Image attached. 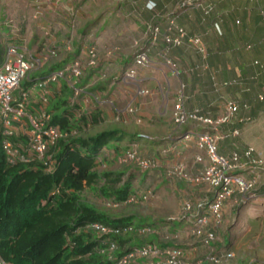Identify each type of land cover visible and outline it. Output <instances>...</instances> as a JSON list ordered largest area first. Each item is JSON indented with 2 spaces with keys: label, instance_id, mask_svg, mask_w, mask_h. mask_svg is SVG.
I'll return each mask as SVG.
<instances>
[{
  "label": "crops",
  "instance_id": "0c3cea01",
  "mask_svg": "<svg viewBox=\"0 0 264 264\" xmlns=\"http://www.w3.org/2000/svg\"><path fill=\"white\" fill-rule=\"evenodd\" d=\"M120 1L121 2L116 5L117 11L115 14L110 16L77 15L75 17L77 20V29L75 31L68 29L65 23L62 22L63 20L69 22L66 17H61L58 15L59 19L53 16L54 18L48 20V26L54 30L53 32H56L60 28H63L62 30H64L56 37L52 36V34L50 35L56 54L48 59L51 60L56 58L57 62H55L53 65H50V63V66L40 70L42 65L47 63V61L44 62L39 70H35V72H33L34 74L31 79L34 80L37 77L43 76V73L47 74L51 72L50 70L55 66L56 68L53 70L59 69L74 59L84 60L85 57L83 51L84 47L86 46H97V49H99V47L101 48L102 46L104 49L110 46L115 48L112 50L113 55H111V52L110 54L108 52L107 55L101 57L97 68L86 69L85 74L76 84L78 88L79 86L84 87L79 88L81 93L78 95V98H75L76 111L74 117L87 116L89 113L94 116H103L102 120L104 121L100 122V120L97 124L93 125V128H96L89 130V134H94L96 129H102L101 131H103L118 128L126 133H135L140 135V137L141 135L142 137H145L144 139L140 138L135 141V144L137 145L138 151L140 150L143 157H154L157 159V166L150 171H140L135 169H133L134 171H126L128 166L122 167V165L119 166L115 163L116 161L114 158L118 156L117 154L124 151L130 145L126 138H123V140L119 142H115V144L111 143L108 145L106 150L109 151L101 154L100 158H98L102 160L104 159L111 173H114L115 175L120 174L122 180H125L128 176H132L133 181L139 188L137 193L139 197L146 194L150 189L153 190V194L150 198H148V200L139 201L137 204L140 205L134 206L133 209H135L136 212H139V214L142 215L144 219L148 218L153 221L152 224H154V227H156L154 229H157L155 230V233L157 231V236L154 235L155 237H153L154 242H157L160 246L165 244H176V246L182 247L188 260L203 259L206 253V248L198 239L192 236L188 223H179L175 224L174 226H169V228H162L161 221L171 217L172 215H178L183 201H197L209 197L214 190L208 185L191 187L181 182H177L176 180L171 179L172 181H170L164 178L163 172L166 167L169 166L170 162L177 160L183 162L190 173H196L199 169L207 164L206 159L203 160V163L195 161V157L197 155H202L204 157L205 153L203 150L196 148L194 143H191L187 146L177 143L178 139L183 134H185V132L192 129L196 131H203L206 127L195 122H188L184 126L175 125L172 120V115L177 96H179L181 93L183 96L184 108L186 112L198 111L202 115H209L206 111V108L211 106H209V101H207L208 98H205V93H203V90L205 89L203 84L205 87L206 85L205 81L200 79V76L207 75L210 77L207 74V69H209L210 66H213L210 65L209 62H212L211 58L215 57V54H208L207 59L210 61L207 63L202 61L201 57V60L198 63L199 67L194 65V60L188 63V58L192 59L193 52L196 51L195 48L191 46L190 42H188L186 39L184 40V42L187 41V44L190 47L184 45L189 49L186 50L185 48L182 51L175 47L167 48L163 43L162 37L165 36L169 30V28H167L169 24L168 16L171 13V11L165 12L168 7L167 4L162 3L161 5V3H157L156 8L151 11L150 9L152 8L153 4H146L148 0H142L141 2L138 1L137 5H135L136 3L134 4L130 1ZM101 16L106 19H116L117 22L119 21V26H123L122 33L119 34V31H117L118 35L112 39H109L110 42L100 38V34H104V31H99V38L95 36L90 39L89 36L83 37L87 26L90 25V21L100 19ZM177 16L178 15H175V18ZM180 16L183 17L186 15ZM178 21L181 25H183V21L180 18ZM108 26L111 27L112 24H108ZM150 27H157L159 30L156 37H152ZM199 31L200 32L198 33H194L193 31L190 33L186 31L187 38L191 37L192 35L200 37L201 41L203 40L202 43L204 45L208 44V46H205L208 47V52L209 47L212 48L211 41L215 42V36L211 38V34L213 33L208 30L206 31L203 24H199ZM189 33L192 35H189ZM67 37L71 38V41H68L69 43L64 41V39ZM85 42L89 43L85 44ZM65 43H68L69 46H65ZM213 46L218 48L217 45L213 44ZM46 48L47 47H45V50ZM138 50H144L148 52L150 65L152 67L154 66V68H156L158 71L155 72L153 77L154 81L149 80L146 82V85L150 90L149 94L146 96L137 95L138 97L136 98L135 105L131 104L132 107L135 106L134 108L136 109V112L128 114L124 112L123 109H125L124 106L126 104L130 105L129 92L132 90L129 88L130 84H123L119 81L114 82L113 80L115 77L121 75L126 69L130 67H135L136 73L140 71L138 75L146 73V70L144 71L143 69L145 66L136 67L133 64V55ZM165 58L173 59L172 62L176 64L175 67H171ZM175 58L179 60H175ZM205 64L208 66L204 67ZM150 65L146 67H149ZM191 65L194 66L191 68ZM189 70L192 71V75L188 73ZM31 79L27 81L29 84L26 85V87H22V84H24L25 81L21 84V87L23 89H27L29 93L28 112L36 115L37 109H39L37 104L38 94L37 91L32 87ZM210 81L214 83L215 79H210ZM212 87L215 89L219 88L220 86H216L215 84V86L213 85ZM51 91V103H55L58 99H60V97L61 100H65L66 95H73L70 87H68L64 81H62L60 85L52 86ZM96 95L102 99L101 101H96L97 104L89 100L90 96L91 99H97ZM193 97L195 101H193ZM81 98H84V100H81ZM71 100L72 99H70V101ZM87 100H89V103ZM164 105L167 106L165 107ZM117 108L123 111L119 112L120 110L118 111ZM63 110H59L55 113L59 114ZM241 111L244 112L242 107L239 109L236 115L241 116ZM249 112L250 114L252 113L251 110ZM118 113L124 114V117H119ZM209 113L213 114V111H210ZM138 121L140 122L138 123ZM198 126L199 128H197ZM236 127L239 128L238 125L232 123V125L230 124L222 126L219 130L221 132L224 131V133H229L233 128ZM88 132L86 134H88ZM143 133H147L149 136L144 135ZM169 136H171L172 140L170 138L168 140L165 139ZM237 140L238 139L233 137H226L223 141L218 143V153L221 155H227L230 153V151H240L242 148L237 146ZM174 145H177L178 148V151L176 152H173L174 149L172 146ZM112 149L114 151H112ZM162 149H170L172 153L169 152L167 154H163ZM245 177L248 178L247 174ZM238 197L239 194L234 193L229 199L225 201L223 207V221L221 225H218L217 227H208L209 231H213V233H215V241H221L225 243V245L229 244L228 242H230V220L231 216L234 215V209L239 207V204L236 203V199ZM260 201L264 205V199H260ZM128 205L129 206L124 207V213H130L133 204ZM126 215L128 214H123L118 217H123ZM165 232L173 234H178L177 232H179L178 240L176 238H172L170 242H168V239L163 240L167 238L164 236ZM140 240L141 241L138 242V245L143 242L145 238L142 237ZM220 244L222 245V243ZM231 251L234 253V258L214 264H249L245 263V261L240 256L235 255L233 250ZM203 264L213 263L205 261Z\"/></svg>",
  "mask_w": 264,
  "mask_h": 264
},
{
  "label": "built area",
  "instance_id": "2783aa9c",
  "mask_svg": "<svg viewBox=\"0 0 264 264\" xmlns=\"http://www.w3.org/2000/svg\"><path fill=\"white\" fill-rule=\"evenodd\" d=\"M130 1V0H127ZM191 1V0H190ZM199 6V5H198ZM171 27L177 30L175 36L169 33L162 37L163 43L167 48L179 46L187 38V33L183 28L175 26L171 21ZM169 28V30L171 29ZM168 30V31H169ZM152 37H156L159 30L157 27H150ZM196 52L202 57V61L207 60V48L198 36H191L187 40ZM85 59H76L62 68L55 69L36 79H31V74L37 70L48 58L53 57L55 49L47 47L45 54L41 56H33L26 49H21L14 44H8L3 54L0 65V134L1 148L4 152L7 164L15 165L19 162L29 163L35 161L40 163L44 172L50 173L54 171L53 157L58 141L68 136H76V130L69 132L63 130L58 125L51 124V115L47 111L52 95L51 88L54 85H60L62 81L73 91L74 96H78L81 92L77 87V82L83 77L86 69H95L98 67L100 57L94 46L84 47ZM167 63L171 67H175L172 60L167 59ZM150 60L148 52L138 50L133 56V64L136 67L147 66ZM207 67V64L204 67ZM135 67H130L125 72L116 77L115 80L123 84H135L138 86ZM32 80V87L38 91L37 114L28 112L29 93L27 89L21 87L23 81ZM115 82V81H114ZM143 88V87H142ZM140 86L137 87V95L146 96L149 94L148 89ZM260 101L264 100V90L257 96ZM93 100L97 101L96 98ZM98 102V101H97ZM244 111L250 110V105L244 103L239 104L232 99L223 101V113L216 119H212L200 112H186L184 108L182 93L177 96L173 108L172 120L175 125L182 126L188 122L200 123L206 128L215 127V131H196L189 130L185 132L177 141L180 145L187 146L194 143L196 148L204 151V156L197 155L195 161L203 163L207 160V164L199 169L196 173L186 171L182 163L169 167L164 172L166 179L186 180L190 184L200 185L207 184L211 187L213 197L211 200L200 199L195 202L185 201L182 205V217L191 223L190 233L198 239L206 248L204 259L209 263L220 262L214 249L210 244L216 240L213 231H209L208 227L220 226L223 221V207L227 199L234 193H238L236 199L237 204H243L246 200L251 199L254 195L251 191L255 188L258 174L255 168L264 167V153H257L255 149L247 145L241 151H232L228 155L218 153V143L228 136L238 137L240 131L233 128L228 134L217 129V127L229 125L233 123V119L240 108ZM124 112L132 114L135 109L129 105ZM25 137L22 141L15 142L14 137ZM173 152L178 151L177 145L172 146ZM137 145L131 144L122 152L121 161L135 160L141 171H149L154 169L155 161L152 159H142L137 154ZM171 152L169 149H162L163 154ZM239 171V172H238ZM246 172L250 178L242 175ZM189 185V184H188ZM152 191H148L142 196L145 200L151 196ZM136 198L131 196L126 202H136ZM90 228L97 237L102 239V243L107 244L105 248L106 256L112 259L115 264H202L204 261L188 260L182 247H161L156 243H147L137 247L130 253L124 254L120 258H116L118 250L117 243L111 238L115 235H122L123 231H130L131 228L114 229L105 226L102 223H94ZM142 234L143 231H140ZM220 260L234 258V253L228 251L224 255L221 254Z\"/></svg>",
  "mask_w": 264,
  "mask_h": 264
},
{
  "label": "rangeland",
  "instance_id": "374dc122",
  "mask_svg": "<svg viewBox=\"0 0 264 264\" xmlns=\"http://www.w3.org/2000/svg\"><path fill=\"white\" fill-rule=\"evenodd\" d=\"M119 2L121 1L0 0V42L4 47H6L8 44H14L21 49H26L33 56L39 57L45 54V47H53L54 44L51 41L50 35L52 34V36L56 37L60 32L64 31L62 30L63 28H60L56 32H53L54 30L50 26H48V20L54 17L59 19L58 15H60L61 17H66L69 22H66L65 20H63L62 22L65 23L68 29L75 31L77 29V20L75 19L77 15H105V17L106 15L110 16L112 14H115V12L117 11L116 5L119 4ZM165 4L168 5L165 12L171 11L174 12L175 15H188L189 21L194 23L193 29L188 27V25L190 24L185 26L189 29L188 31H193L194 33L200 32L199 25L198 23H196L199 18L195 15H202L201 9H204V7H208L207 11H210V14H206L209 15L208 18L213 19L216 15H226V17H232L233 19H242V24L235 25V27H232V29H227L225 35L220 37L212 27L209 29L206 27V22H202L206 31L208 30L213 33L211 34V38L215 36V42L211 41L212 48L209 47L208 50V54H215V57L211 58L212 62H209L210 60L208 61V59L205 60V63L209 62L210 65H213L212 67L210 66L209 69H207V74L210 76L209 78L212 80H214L215 78L223 79L231 77L233 79L234 77H240L239 79H243L241 80L242 83L239 84L240 86L232 87L230 90L222 89L218 92L214 91L212 87H208V83H205L207 88L203 84V87L205 88L203 90V93H206L205 98H208V104L209 106H211L206 108V111L207 109L208 111H210L209 109L213 111V119H216L223 113L224 99L234 98L237 101L248 100L250 102L249 105L252 113L249 115L250 110L244 112L241 111V116L236 115L232 121L233 124L239 126L240 135L238 137H235L236 139H238L237 146L239 148H243L247 145H250L255 149L257 153H264V104L259 105V103H256V101L253 100L257 88L250 84L252 77L257 78L262 76L261 79L259 78L260 80H258V82L259 84L261 83L264 86V0H167ZM209 5L212 6V9L209 8ZM111 20L103 18L101 16L100 19L90 21V25L87 26L86 32L83 37L89 36L90 39L95 36L99 38V31H104V34H100V38L106 40L107 42H110L109 39H112L116 35H118L117 31H119V34H121L123 30V26H119V21L117 22L116 19H113L112 21ZM108 24H112V26L109 27ZM64 41H71V38L67 37L66 39H64ZM247 42H250L252 48H245V44ZM68 43H65L64 45L69 46ZM87 43L89 42H85V44ZM213 44L217 45L218 48L216 46H213ZM186 46L190 47L188 44ZM205 46H208V44H205ZM95 48L97 49V46ZM185 48L186 47L183 46L181 50ZM113 49L115 48H113L112 46L106 49H104L103 46L101 48L99 47L97 51L99 53L98 55L100 59L101 57L107 55L108 52L109 54L111 52V55H113ZM187 49L189 48H186V50ZM180 58L183 59L182 57ZM49 59L47 60V63H44L42 65V67L40 66L41 69L39 67L37 70H43L45 69V67L53 65L55 64V62H57L56 58L51 60ZM175 60L179 59L175 58ZM192 60L195 61L194 65H196L200 62L201 56L195 51L193 52L192 59L188 58L187 62H192ZM256 61L258 62V65L256 64ZM148 65H150V63ZM194 65H191V68ZM143 69L144 71L146 70V73L138 75V73L140 72L139 71L136 74L137 79H141L138 83V86L148 89L146 82L149 80L154 81L153 77L155 75V72L158 70H156V68H154V66L152 67L151 65L149 67L145 66V68ZM188 73L191 75L193 74L190 70L188 71ZM33 74L34 73L31 74V77H33ZM209 78L207 75L200 76V79H203L204 81ZM244 78H247V80H245ZM138 86L132 83L129 85V88L132 89L131 92H129V103L132 105H135L136 98L138 97L136 94ZM83 87L79 86V88ZM221 94L224 96L223 99H220V97L222 96ZM215 95H218L220 97ZM96 96L97 101L102 100L98 95ZM75 98H78V96H74V94H71V96L66 95L65 100H61V97L55 103H51V100V102L47 106L48 113L52 115L53 113L58 112L59 110H63L64 108L76 106ZM70 99L72 100L70 101ZM192 99L193 101H195L194 97ZM81 100H84V98H81ZM89 100L97 104L95 100L91 99V96L89 97ZM89 100H87L88 103ZM126 106L127 104L124 106V108H126ZM164 106L166 107L167 105ZM117 109L118 111L120 110L119 108ZM123 110H120L119 112H122ZM92 116L93 115H91L90 113L87 116H81L86 118L87 123L84 125H82L81 123L75 124L73 129L76 130L77 135L79 133H83V131L84 134H86L89 130L96 128H93L94 124L91 123ZM99 116L95 115L96 124L100 120V122L104 121L102 120L103 116ZM118 116L124 117V114L118 113ZM81 117L75 118L79 119ZM139 122L140 121H138V123ZM220 127H217V129H221ZM197 128H199V126ZM214 128L215 127L211 126L209 129L207 128V130L215 131ZM101 130L102 129H96L95 133L100 132ZM143 134L149 136V134L147 133ZM137 154L140 158L146 159V157L142 156L140 150L137 151ZM120 155H123L122 152L118 153V156L114 158L117 165H122V167L128 166L126 168V171H131L133 169L140 170L135 160L123 162L121 161ZM147 159L154 160V167L157 166L158 162L156 158L153 157ZM180 163H182L186 171H188L185 164L180 160H177L170 162L169 166L166 167L164 172L169 167H172L175 164L179 165ZM94 172L100 179H98V181H96L92 185L86 186L84 188V191L81 194L82 202L88 205H92L98 211H101L111 217H118L123 214H133L134 217L132 219V225L134 226L152 225L153 221L148 218L144 219L142 215L139 214V212H136V210L133 209L134 206H139L140 204H133L130 213H124V207L129 206L128 204L117 203L116 200H114L112 197H103L102 193L99 190L100 187H108L109 183L107 180L105 181V179H113L115 177V174L111 173V171L108 169L107 163L104 161V159L97 160V165L94 168ZM104 174H107L109 176L103 177L102 175ZM242 175H246V172H243ZM168 180L172 181L171 179ZM177 182H181L185 185L189 184V186L191 187L207 185L204 183L200 185H191L190 182L183 179ZM135 185L136 184L133 185L132 190H134ZM138 191L139 188H136L135 192H133L132 195L138 196ZM255 201L256 202L249 201L234 209V215L231 216L229 227L231 249L235 252V255L240 256L245 261V263L264 264V205L260 200L255 199ZM183 203L184 201L181 205H183ZM182 211L183 208L181 206L178 215H172L169 218H179L182 215ZM182 220L185 219L182 218ZM129 228H131V230L128 231L127 234H125L127 235L125 236L126 238H129V236H131L130 234L132 233V227ZM155 230L157 229L151 228L147 231L146 234H141L139 232L136 234V237L139 239L145 237L147 243H152L154 242L153 237H155L154 235H156L157 233V231L155 233ZM177 233L178 234L165 232L164 236L167 238L163 240L168 239V242H170L172 238H176L178 240L179 232ZM139 241L140 240H137V242ZM130 242L133 246L136 244L132 238H130V241L127 243Z\"/></svg>",
  "mask_w": 264,
  "mask_h": 264
},
{
  "label": "trees",
  "instance_id": "16d2710c",
  "mask_svg": "<svg viewBox=\"0 0 264 264\" xmlns=\"http://www.w3.org/2000/svg\"><path fill=\"white\" fill-rule=\"evenodd\" d=\"M138 1L141 2L142 0H130V2L136 3L135 5H137ZM166 2L167 0H148L146 4H153L150 9L153 11L157 3L162 5V3ZM209 8L212 9V6L209 5ZM204 9H201L202 15H195L200 20L196 23L199 25L202 22H206V27L208 29L212 27L219 37L225 35L227 29H232L235 25L242 24L241 18L233 19L232 17H226V15H216L213 19L208 18L209 15L206 14H210V11H207L208 7H204ZM179 18L183 21V25L179 23ZM176 20L178 21L177 24ZM168 21L167 28H170L171 21H174L175 26L183 28L187 32L190 31L185 25L190 24L188 27L191 29H193L194 25V23L189 21L188 15L183 17L178 15L175 18L174 12H171L168 16ZM167 33L175 36L177 30L171 27ZM190 33L189 35H192ZM185 39L188 40V38ZM184 45H187V41H183L181 45L175 46V48L182 51L181 48ZM5 48L0 42V65ZM245 48H252L250 42L245 44ZM256 64L258 65V62ZM196 65L199 67V64ZM43 74L45 75V73ZM239 78H215L214 83L220 87L213 90L218 92L222 89L230 90L232 87H238L242 83L241 80H243ZM259 78L261 79L262 76L252 77V83L250 82V84L257 88L253 100L260 105L264 104V100L260 101L257 96L264 90V86L261 83L259 84ZM244 79L247 80V78ZM205 83H208V87L215 86L210 79H206ZM28 84V82H24L22 87H26ZM223 97L222 95L220 99H223ZM230 99L237 101L234 98H228V100ZM237 102L241 105L245 102L250 104L248 100ZM209 110L212 111L211 109ZM75 111L76 106H72L65 108L59 114L53 113L51 115V124L58 125L67 132L72 130L76 123L86 124L87 120L85 117L75 119ZM210 111L207 110L208 117L213 119L214 115L210 114ZM91 123L96 124L94 115L91 118ZM123 138H126L129 144H133L138 139H144L145 137H142V135L140 137V135L135 133H126L118 128L103 130L95 134H84L83 131V133H79L76 136H68L58 141L53 157L54 171L47 173L44 172L43 166L35 161L29 163L19 162L15 165L7 164L1 148L0 134V262L2 264H115L112 259L106 256L105 248L107 244L102 243V239L97 237L90 228V225L94 223H102L114 229L132 227V233L129 238L125 237L127 236L125 235L127 234L126 231H123L121 236L115 235L111 238L117 243L119 248L115 255L116 258H120L124 254L130 253L137 247L142 246V244L147 243L144 240L138 245L137 240L140 239L136 237V234L140 231L146 234L151 228H156L154 224L134 226L132 225L133 215L118 218L111 217L98 211L92 205L82 202L81 199L84 188L100 179L94 172L98 157L107 151L106 147L108 145L111 143L115 144V142H119ZM169 138L171 139V136L165 139L168 140ZM13 140L15 142L20 140L24 143L25 137L18 136L14 137ZM243 148L240 150L241 152ZM112 151L114 150L112 149ZM255 171L258 174V179L255 188L251 191L254 199H248L244 203L255 202V199H264V167L255 168ZM102 176L108 177L109 175L104 174ZM114 176L113 179H105V181H108L109 186L100 187L99 190L104 198L112 197L117 203H123L138 187L135 185L134 190H132L135 184L132 176H128L125 180L121 179L120 174ZM247 176L250 178L249 175ZM150 191L153 192L151 189ZM213 192L211 196L203 199L211 200ZM188 201L195 202V200ZM161 223L162 228H169V226L179 223H188L191 226L190 222L180 218L168 217L162 220ZM130 238L136 242L134 246L131 242L127 243ZM228 243L225 245L221 241H213L210 244L219 261L225 260H220L219 256L221 254L224 255L232 250L231 238ZM174 246L176 244H165L161 247ZM201 260L206 261L204 258ZM139 263L143 264L144 262L139 261Z\"/></svg>",
  "mask_w": 264,
  "mask_h": 264
},
{
  "label": "clouds",
  "instance_id": "9594fccd",
  "mask_svg": "<svg viewBox=\"0 0 264 264\" xmlns=\"http://www.w3.org/2000/svg\"><path fill=\"white\" fill-rule=\"evenodd\" d=\"M68 45H69V44H68ZM207 53H208V52H207ZM134 54H135V53H134ZM133 56H134V55H133ZM207 57H208V56H207ZM73 61H74V60H73ZM71 62H72V61H71ZM65 65H67V64H65ZM65 65H64V66H65ZM175 65H176V64H175ZM61 68H62V67H61ZM51 71H53V70H51ZM122 74H123V73H122ZM122 74H121V75H122ZM119 76H120V75H119ZM117 77H118V76H117ZM115 79H116V77L114 78L113 81L118 82V81L115 80ZM23 82H24V81H23ZM23 82H22V83H23ZM22 83H21V84H22ZM71 91H72V90H71ZM72 92H73V91H72ZM130 105H131V104H130ZM127 106H129V105H127ZM127 106H126V107H127ZM131 106H132V105H131ZM133 108H134V107H133ZM134 109H135V108H134ZM135 112H136V109H135ZM135 112H134V113H135ZM195 123H196V122H195ZM231 124H232V123H231ZM183 126H184V125H183ZM220 128H221V127H220ZM236 128H238V127H236ZM204 129L207 130V128H204ZM238 129H239V128H238ZM192 130H193V129H192ZM203 131H204V130H203ZM219 131H220V130H219ZM199 132H200V131H199ZM222 132L224 133V131H222ZM225 134H226V133H225ZM227 134H228V133H227ZM229 137H232V136H229ZM233 138H235V137H233ZM224 139H225V138H224ZM224 139H223V140H224ZM223 140H221V141H223ZM221 141H220V142H221ZM130 145H131V144H130ZM130 145H129V146H130ZM107 151H108V150H107ZM105 152H106V151H105ZM122 152H123V151H122ZM117 155H118V154H117ZM100 156H101V155H100ZM204 157H205V156H204ZM98 159H99V158H98ZM151 170H152V169H151ZM149 171H150V170H149ZM152 194H153V192H152ZM152 194H151V196H152ZM144 195H145V194H144ZM131 196H134V197L137 199L136 202H131V203L126 202V201L128 200V198L131 197ZM142 196H143V195H141V196L139 197V195L136 196V195H132V194H131V195H129V197L127 198V200L124 201L123 203H125V204H136V203H138V202L141 201V200H142V201H145V200H148V198L151 197V196H149L147 199L143 200V199H142ZM186 201H188V200H186ZM184 202H185V201H184ZM152 243H155V242H152ZM145 244H147V243H145ZM156 244H158V243H156ZM158 245H159V244H158ZM118 251H119V248H118L117 252H118ZM117 252H116V253H117Z\"/></svg>",
  "mask_w": 264,
  "mask_h": 264
},
{
  "label": "bare ground",
  "instance_id": "6f19581e",
  "mask_svg": "<svg viewBox=\"0 0 264 264\" xmlns=\"http://www.w3.org/2000/svg\"><path fill=\"white\" fill-rule=\"evenodd\" d=\"M141 88H142V87H141ZM143 88H144V87H143ZM143 88H142V89H143ZM148 91H149V90H148ZM0 264H2V263L0 262Z\"/></svg>",
  "mask_w": 264,
  "mask_h": 264
}]
</instances>
